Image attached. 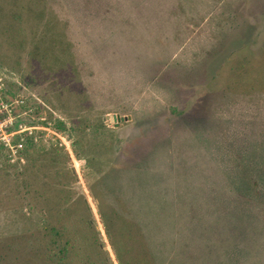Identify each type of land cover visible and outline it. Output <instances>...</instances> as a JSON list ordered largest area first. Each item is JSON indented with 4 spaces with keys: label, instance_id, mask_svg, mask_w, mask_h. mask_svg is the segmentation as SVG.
I'll return each instance as SVG.
<instances>
[{
    "label": "rangeland",
    "instance_id": "obj_1",
    "mask_svg": "<svg viewBox=\"0 0 264 264\" xmlns=\"http://www.w3.org/2000/svg\"><path fill=\"white\" fill-rule=\"evenodd\" d=\"M261 120L264 0H0V264H49L43 228L61 217L79 236L82 197L118 264L98 211L128 220L144 186L170 223L186 153L264 160L223 141ZM80 250L66 264L98 262Z\"/></svg>",
    "mask_w": 264,
    "mask_h": 264
},
{
    "label": "trees",
    "instance_id": "obj_2",
    "mask_svg": "<svg viewBox=\"0 0 264 264\" xmlns=\"http://www.w3.org/2000/svg\"><path fill=\"white\" fill-rule=\"evenodd\" d=\"M257 127H264V120L258 121ZM261 128L254 135L252 127L247 125L234 139L226 134L223 141L233 143L230 155L239 159L251 155L255 145L264 144ZM216 145L219 162L210 165L204 159L193 158L189 151L186 153L189 159L181 160L176 166L178 173L172 181L175 191L169 189L175 206L165 215L170 223L160 221L162 217L153 201L156 197L148 194L154 188L144 186H141V195L146 198V207L134 210L128 203L131 209L126 214L128 220L116 208L105 214L98 211L118 264H264V160L227 162L224 159L226 144L215 142L214 149ZM257 149L259 151L260 147L254 150ZM207 154L209 151L204 148L201 155ZM223 168L226 175L222 173ZM68 173L72 176L71 171ZM238 184L246 188L245 194L238 193ZM93 199L97 200L95 195ZM78 201L86 208L81 233L76 236L61 217L56 225L45 226L42 235L48 246L43 259L49 264H66L85 245L95 249L96 264H112L100 233L93 225L86 198ZM97 207H101L100 201ZM144 214L152 218L150 225L145 224ZM88 230L91 238L87 237ZM145 235L150 236L151 242L141 250L143 243L141 246L140 242Z\"/></svg>",
    "mask_w": 264,
    "mask_h": 264
},
{
    "label": "water",
    "instance_id": "obj_3",
    "mask_svg": "<svg viewBox=\"0 0 264 264\" xmlns=\"http://www.w3.org/2000/svg\"><path fill=\"white\" fill-rule=\"evenodd\" d=\"M124 119L112 118V121L117 125L119 122L123 121Z\"/></svg>",
    "mask_w": 264,
    "mask_h": 264
}]
</instances>
